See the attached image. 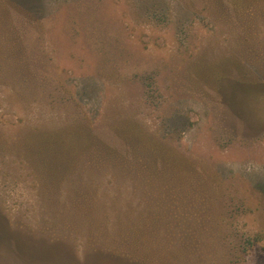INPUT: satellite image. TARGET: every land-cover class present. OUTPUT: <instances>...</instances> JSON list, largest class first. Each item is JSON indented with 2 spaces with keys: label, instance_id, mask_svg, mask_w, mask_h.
Returning a JSON list of instances; mask_svg holds the SVG:
<instances>
[{
  "label": "rangeland",
  "instance_id": "obj_1",
  "mask_svg": "<svg viewBox=\"0 0 264 264\" xmlns=\"http://www.w3.org/2000/svg\"><path fill=\"white\" fill-rule=\"evenodd\" d=\"M260 1L0 0V264H264Z\"/></svg>",
  "mask_w": 264,
  "mask_h": 264
},
{
  "label": "trees",
  "instance_id": "obj_2",
  "mask_svg": "<svg viewBox=\"0 0 264 264\" xmlns=\"http://www.w3.org/2000/svg\"><path fill=\"white\" fill-rule=\"evenodd\" d=\"M255 1L256 0H229L230 3L235 4V6H237L238 8H241V9L243 8V10H245V11L247 10V8L254 6L255 5ZM226 2H227V0H226ZM261 2H262V0L258 4L259 7H261L262 4L264 3V2H262V3ZM247 85L248 86L251 85L250 87H253L252 85H254V83H249L248 82ZM56 155H57L56 156L57 158H55L54 160L55 161H59V157H62V156H61V154H60V156H58L59 155L58 152L56 153ZM60 159H62V158H60ZM55 166H57V165H55ZM100 254L102 255L101 258L111 259V258H118V257H120L122 260L128 262V264H136V263H134V261H132L130 259V257L128 255H126L125 253H123V252H121L119 250L116 253L114 251L112 253L107 252V253H100ZM97 258H98V256L96 255V259ZM98 262H100V261L98 260Z\"/></svg>",
  "mask_w": 264,
  "mask_h": 264
}]
</instances>
